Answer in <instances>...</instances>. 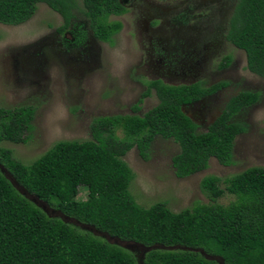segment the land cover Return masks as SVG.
Instances as JSON below:
<instances>
[{
	"label": "trees",
	"instance_id": "trees-1",
	"mask_svg": "<svg viewBox=\"0 0 264 264\" xmlns=\"http://www.w3.org/2000/svg\"><path fill=\"white\" fill-rule=\"evenodd\" d=\"M168 1V0H157ZM44 4L58 13L63 33L77 5L74 0H0V24L17 26ZM82 13L98 41L113 44L121 23L110 20L127 9L120 0H82ZM226 40L245 54L246 68L264 79V0H238L229 18ZM219 68H225L229 57ZM229 85H168L145 82L138 103L153 93L157 104L143 116L97 117L90 126L91 140L53 144L33 163L24 165L0 146V166L38 202L80 224L125 242L144 247H178L150 250L143 264H217L201 253L218 257L223 264H264V168L252 167L223 181L201 180L208 204L178 213L165 203L139 206L129 194L133 174L121 158L136 148L143 159L156 137L172 140L179 152L171 164L177 178H186L208 167L210 158L222 166L233 161L235 138L247 126L235 121L245 108L260 100L259 92L241 91L227 101L205 132L182 107L211 96ZM138 103L133 110L138 112ZM31 107H0V143H26L33 130ZM118 132L122 136L118 135ZM81 186L88 187L78 200ZM235 197L228 206L215 202L224 193ZM0 264H138L135 255L114 244L49 217L0 171Z\"/></svg>",
	"mask_w": 264,
	"mask_h": 264
},
{
	"label": "rangeland",
	"instance_id": "rangeland-1",
	"mask_svg": "<svg viewBox=\"0 0 264 264\" xmlns=\"http://www.w3.org/2000/svg\"><path fill=\"white\" fill-rule=\"evenodd\" d=\"M74 1L77 7L63 33L58 31L62 17L44 4H39L33 17L23 24H0V107L34 110L33 130L26 143H0L14 161L29 165L57 142L91 140L90 126L97 117L143 116L157 104L153 93L138 103L146 90L145 82L161 80L175 86L229 83L217 93L182 107L198 132H205L229 98L239 92H259L261 97L235 117L247 129L235 138L234 164L230 166L210 158L207 169L177 178L171 159L179 148L172 140L156 137L146 159L136 148L128 151L121 160L133 174L128 191L139 206L165 203L178 213L208 204L200 189L203 178L217 177L224 189L225 179L248 168H264V79L246 68L244 52L226 40L229 18L238 0H120L127 13L110 17L122 25L112 45L94 38L82 13V0ZM225 57L230 62L220 69ZM137 103L138 112L133 110ZM0 171L49 217H58L132 252L138 264H143L150 250L179 249L144 247L111 238L38 202L5 168L0 166ZM87 194L88 187L81 186L77 199L85 200ZM234 200L225 192L215 202L228 206ZM201 254L223 264L218 257Z\"/></svg>",
	"mask_w": 264,
	"mask_h": 264
}]
</instances>
